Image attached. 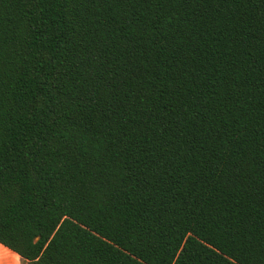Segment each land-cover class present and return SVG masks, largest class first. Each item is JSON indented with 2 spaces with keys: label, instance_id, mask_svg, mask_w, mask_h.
Instances as JSON below:
<instances>
[{
  "label": "trees",
  "instance_id": "1",
  "mask_svg": "<svg viewBox=\"0 0 264 264\" xmlns=\"http://www.w3.org/2000/svg\"><path fill=\"white\" fill-rule=\"evenodd\" d=\"M0 244L264 264V0H0Z\"/></svg>",
  "mask_w": 264,
  "mask_h": 264
},
{
  "label": "crops",
  "instance_id": "2",
  "mask_svg": "<svg viewBox=\"0 0 264 264\" xmlns=\"http://www.w3.org/2000/svg\"><path fill=\"white\" fill-rule=\"evenodd\" d=\"M0 247L8 252V254L0 252V264H23L21 257L17 253L13 252L2 244H0Z\"/></svg>",
  "mask_w": 264,
  "mask_h": 264
},
{
  "label": "rangeland",
  "instance_id": "3",
  "mask_svg": "<svg viewBox=\"0 0 264 264\" xmlns=\"http://www.w3.org/2000/svg\"><path fill=\"white\" fill-rule=\"evenodd\" d=\"M0 252L4 253V254H8V252L5 249H3L2 247H0Z\"/></svg>",
  "mask_w": 264,
  "mask_h": 264
}]
</instances>
